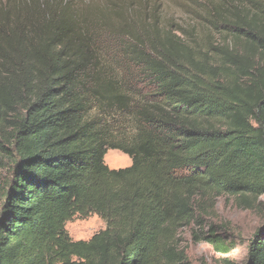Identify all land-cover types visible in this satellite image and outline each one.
Here are the masks:
<instances>
[{
  "label": "trees",
  "instance_id": "16d2710c",
  "mask_svg": "<svg viewBox=\"0 0 264 264\" xmlns=\"http://www.w3.org/2000/svg\"><path fill=\"white\" fill-rule=\"evenodd\" d=\"M34 2L0 10V264H188L181 229L219 197H264V0L208 5L214 56L154 23L92 32L66 2ZM110 150L132 165L110 169ZM91 215L106 229L72 240L67 224ZM246 264H264V226Z\"/></svg>",
  "mask_w": 264,
  "mask_h": 264
},
{
  "label": "rangeland",
  "instance_id": "374dc122",
  "mask_svg": "<svg viewBox=\"0 0 264 264\" xmlns=\"http://www.w3.org/2000/svg\"><path fill=\"white\" fill-rule=\"evenodd\" d=\"M34 1L51 4H68L70 13L79 15L88 22L93 32L96 22L110 21L122 33L135 31L141 34L144 26L154 23L160 30L171 31L182 37L188 43L202 50L212 51L213 44L220 42L216 28L207 22L209 6L216 0H0V10L16 7H34ZM231 1V0H229ZM233 2L249 5L250 0H233ZM33 9V8H32ZM34 10V9H33ZM219 29H221L219 27ZM115 58L112 55L102 58L112 69H116ZM116 67V68H115ZM117 70H119L117 68ZM123 76L122 72L119 71ZM93 116L95 113L92 114ZM110 169L129 168L132 160L128 155L110 150L105 158ZM13 168L9 163L0 167V209L3 203V193L6 185L11 182ZM205 226L195 223L179 231L178 244L186 252L188 264H246L248 247L256 231L264 226V197L258 206L248 210L238 205L234 199L224 196L215 200V207L204 219ZM210 226L219 228V235L233 246L229 254L218 253L204 239L210 231ZM106 222L97 215L75 217L66 226L74 241H89L94 235L105 230Z\"/></svg>",
  "mask_w": 264,
  "mask_h": 264
}]
</instances>
